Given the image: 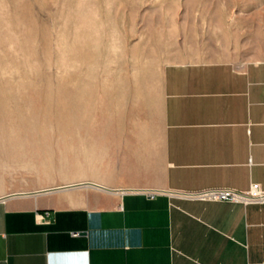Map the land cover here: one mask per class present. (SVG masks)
<instances>
[{
    "label": "crops",
    "instance_id": "0c3cea01",
    "mask_svg": "<svg viewBox=\"0 0 264 264\" xmlns=\"http://www.w3.org/2000/svg\"><path fill=\"white\" fill-rule=\"evenodd\" d=\"M161 80L158 123L110 142L104 175L79 181L104 189L0 194V264H264V203L181 194L264 192V61L172 65Z\"/></svg>",
    "mask_w": 264,
    "mask_h": 264
},
{
    "label": "rangeland",
    "instance_id": "374dc122",
    "mask_svg": "<svg viewBox=\"0 0 264 264\" xmlns=\"http://www.w3.org/2000/svg\"><path fill=\"white\" fill-rule=\"evenodd\" d=\"M251 61L264 0H0V194L102 177L158 123L165 68Z\"/></svg>",
    "mask_w": 264,
    "mask_h": 264
},
{
    "label": "built area",
    "instance_id": "2783aa9c",
    "mask_svg": "<svg viewBox=\"0 0 264 264\" xmlns=\"http://www.w3.org/2000/svg\"><path fill=\"white\" fill-rule=\"evenodd\" d=\"M186 198L197 199L198 201L209 200L210 202L223 201L225 203L236 204H256L264 203V192L261 190L257 183L251 184L249 189L243 192H236L233 189H203V191H193L188 194L181 193ZM149 198L153 196V193L147 195ZM41 219V217H40Z\"/></svg>",
    "mask_w": 264,
    "mask_h": 264
},
{
    "label": "water",
    "instance_id": "95a60500",
    "mask_svg": "<svg viewBox=\"0 0 264 264\" xmlns=\"http://www.w3.org/2000/svg\"><path fill=\"white\" fill-rule=\"evenodd\" d=\"M85 186H90V187H92V188H100V189H104V187H101V186H96V185H93V184H91V183H85V184H79V185H77V184H72V186H61V187H59V188H56V189H51V188H47L46 190H44V191H36V193H46V192H50V191H52V192H57V191H59V190H71L72 188H75V187H77V188H82V187H85ZM21 194V193H20ZM20 194H16V195H20ZM10 195H13V194H10ZM9 196V195H8ZM14 196V195H13Z\"/></svg>",
    "mask_w": 264,
    "mask_h": 264
}]
</instances>
